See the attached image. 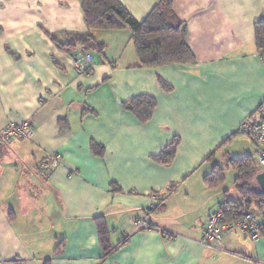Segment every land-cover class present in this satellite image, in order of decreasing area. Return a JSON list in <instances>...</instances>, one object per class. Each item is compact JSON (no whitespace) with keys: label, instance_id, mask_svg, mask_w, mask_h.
I'll use <instances>...</instances> for the list:
<instances>
[{"label":"crops","instance_id":"crops-1","mask_svg":"<svg viewBox=\"0 0 264 264\" xmlns=\"http://www.w3.org/2000/svg\"><path fill=\"white\" fill-rule=\"evenodd\" d=\"M119 1L142 22L161 0ZM173 9L194 61L147 67L130 29L88 30L81 0H0V129L29 121L35 131L0 149V264H264V231L202 241L209 213L237 191L205 176L232 160L224 149L264 100V0ZM88 32L102 52L76 42ZM85 52L94 61L80 73ZM142 96L156 101L144 122L130 105ZM175 139L173 160L159 162Z\"/></svg>","mask_w":264,"mask_h":264},{"label":"trees","instance_id":"trees-1","mask_svg":"<svg viewBox=\"0 0 264 264\" xmlns=\"http://www.w3.org/2000/svg\"><path fill=\"white\" fill-rule=\"evenodd\" d=\"M81 2L85 23L89 31L92 29L124 28L132 31L133 42L136 45L141 66L155 67L167 63L194 61V55L186 43L187 27L174 12L173 0H161L142 22H139L119 0H81ZM47 35L52 36L50 33ZM255 36L256 45L264 56V19L255 23ZM76 42L84 45V51L99 49L102 52L100 50L102 43L96 41L90 32L77 36ZM57 45L60 50L69 53H73L75 50V44ZM161 84L164 89L170 90L168 84L162 81ZM130 105L132 111L144 122L151 118L156 107V101L152 97L142 96L135 98ZM177 144L178 139H175L172 145L167 147L156 159L168 165L175 156ZM98 149L96 148V151ZM226 166L237 170L235 180L237 191L235 196L223 201L218 208L222 211L226 221L240 219L250 212L256 213L259 217L262 233L264 231V193L255 183V175L261 169L256 165L251 155L230 160ZM225 168L218 166L213 168L211 173L205 176V182L216 187L221 185L225 178ZM114 187H116V191L119 190L118 186ZM165 199H161L158 206L152 210L163 208ZM96 221L101 241L103 244H108L110 230L105 217H97ZM60 247L61 244L57 248L60 249Z\"/></svg>","mask_w":264,"mask_h":264},{"label":"built area","instance_id":"built-area-1","mask_svg":"<svg viewBox=\"0 0 264 264\" xmlns=\"http://www.w3.org/2000/svg\"><path fill=\"white\" fill-rule=\"evenodd\" d=\"M94 58L91 53H85L76 61L78 72H87L93 65ZM235 133L246 135L255 145L254 161L260 169H264V100L259 107L237 128ZM35 131L29 121L9 123L0 129V149L3 145L13 140H30ZM137 228H152L145 220L136 224ZM241 230L253 240L261 236L260 221L256 213L250 212L242 218L234 221H226L222 211L215 208L211 211L203 232V243L207 245L220 244L224 235L228 232Z\"/></svg>","mask_w":264,"mask_h":264},{"label":"rangeland","instance_id":"rangeland-1","mask_svg":"<svg viewBox=\"0 0 264 264\" xmlns=\"http://www.w3.org/2000/svg\"><path fill=\"white\" fill-rule=\"evenodd\" d=\"M233 139L235 140V139H238L239 141H241L240 143H239V147L237 146V144H235L234 145V141H233ZM231 138V142L229 143V145L228 144H226V148L224 149V153H225V155H226V159H229L228 157L230 156V157H232L231 159L233 160V159H238V158H242V157H245L246 156V152H244V149L246 148V149H248L247 147L248 146H252L253 147V151H255L254 149V147H255V145L253 144V142L251 141V139L249 138V137H247L246 135H242V134H240V133H238V134H236V136H234V138ZM233 144V145H232ZM233 146V150H232V152H230L229 150L231 149V147ZM233 153V154H232ZM232 155V156H231ZM254 157H255V154H254ZM225 165V167H227L226 166V164H224ZM226 170H225V178H224V180H223V182H224V184L226 185L225 186V190L227 189V188H229L230 189V186H231V190L230 191H232V193L234 192V183H235V180H236V176H237V170L236 169H234V168H231V167H227V168H225ZM228 193V192H227Z\"/></svg>","mask_w":264,"mask_h":264},{"label":"water","instance_id":"water-1","mask_svg":"<svg viewBox=\"0 0 264 264\" xmlns=\"http://www.w3.org/2000/svg\"><path fill=\"white\" fill-rule=\"evenodd\" d=\"M255 183L257 184L260 191L264 193V169L256 173Z\"/></svg>","mask_w":264,"mask_h":264},{"label":"clouds","instance_id":"clouds-1","mask_svg":"<svg viewBox=\"0 0 264 264\" xmlns=\"http://www.w3.org/2000/svg\"><path fill=\"white\" fill-rule=\"evenodd\" d=\"M262 170V169H261Z\"/></svg>","mask_w":264,"mask_h":264}]
</instances>
